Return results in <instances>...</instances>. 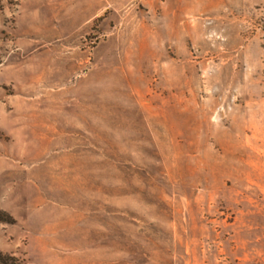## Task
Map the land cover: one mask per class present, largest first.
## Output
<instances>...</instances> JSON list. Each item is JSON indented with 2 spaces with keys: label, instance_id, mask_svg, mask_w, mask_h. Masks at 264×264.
<instances>
[{
  "label": "rangeland",
  "instance_id": "374dc122",
  "mask_svg": "<svg viewBox=\"0 0 264 264\" xmlns=\"http://www.w3.org/2000/svg\"><path fill=\"white\" fill-rule=\"evenodd\" d=\"M0 219V264H264V0H0Z\"/></svg>",
  "mask_w": 264,
  "mask_h": 264
},
{
  "label": "trees",
  "instance_id": "16d2710c",
  "mask_svg": "<svg viewBox=\"0 0 264 264\" xmlns=\"http://www.w3.org/2000/svg\"><path fill=\"white\" fill-rule=\"evenodd\" d=\"M1 220V219H0ZM3 262V261H2Z\"/></svg>",
  "mask_w": 264,
  "mask_h": 264
}]
</instances>
